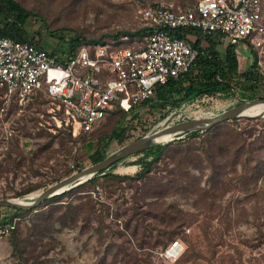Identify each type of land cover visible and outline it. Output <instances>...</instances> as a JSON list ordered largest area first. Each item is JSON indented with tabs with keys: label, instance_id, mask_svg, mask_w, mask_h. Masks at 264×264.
Returning a JSON list of instances; mask_svg holds the SVG:
<instances>
[{
	"label": "rangeland",
	"instance_id": "obj_1",
	"mask_svg": "<svg viewBox=\"0 0 264 264\" xmlns=\"http://www.w3.org/2000/svg\"><path fill=\"white\" fill-rule=\"evenodd\" d=\"M17 1L34 13L25 24L29 37L59 57L69 51L70 39L78 34L81 40L109 43L115 33L141 29L144 23L139 10L145 6L186 7L194 2ZM212 38L224 55L228 42L219 36ZM202 40L206 46V38ZM238 52V70L247 71L251 55L242 47ZM252 93L264 99V77ZM243 100L215 94L177 109L149 103L129 112L114 108L100 127L87 134L74 132L64 123L62 107L42 94L25 108L12 104L1 110L0 104V198L22 199L38 193L94 163L92 154L98 147L106 157L167 124L213 116ZM223 123L222 145L212 143L206 133L178 136L152 166L149 173L168 187L161 197L139 199V209L161 211L167 214L164 219L147 213L132 215L133 197L142 192L141 182L102 175L87 190L66 194L57 203L48 198L41 207L23 213L14 231L0 240V264H264V115H241ZM112 129L119 136L106 139ZM235 137L244 139L243 148L233 147ZM176 148L187 150L192 159L184 152L176 153ZM206 150L216 156L214 165L206 159ZM137 156L131 154L107 171L135 176ZM214 166L227 172L213 177ZM252 172L257 173L255 179L244 185L241 176ZM14 238L20 241V256L13 252ZM175 239L182 244V252L176 258L163 257L160 252ZM161 241L166 242L164 248Z\"/></svg>",
	"mask_w": 264,
	"mask_h": 264
},
{
	"label": "built area",
	"instance_id": "obj_2",
	"mask_svg": "<svg viewBox=\"0 0 264 264\" xmlns=\"http://www.w3.org/2000/svg\"><path fill=\"white\" fill-rule=\"evenodd\" d=\"M139 14L149 28L144 35L121 34L109 43L80 44L60 57L36 42L0 35L1 110L12 104L25 108L42 94L62 107L64 123L74 132H93L114 108L133 110L154 96L157 85L192 67L198 50L189 35H174L178 28L200 30L242 47L251 55L252 70L264 76L263 0H194L186 7L152 4ZM20 220L16 214L0 220V240ZM181 252L182 244L175 239L160 254L176 258Z\"/></svg>",
	"mask_w": 264,
	"mask_h": 264
},
{
	"label": "trees",
	"instance_id": "obj_3",
	"mask_svg": "<svg viewBox=\"0 0 264 264\" xmlns=\"http://www.w3.org/2000/svg\"><path fill=\"white\" fill-rule=\"evenodd\" d=\"M32 16H34V13L25 8L17 0H0V35L12 37L21 41H32L41 45L39 42L29 37V33L25 28L26 22ZM148 29L149 28L147 27H142L137 31H122L120 33L113 34L112 38H117L121 34H128L130 36H142L147 32ZM173 33L174 35L183 38H186V36L189 35V41L191 42L192 46L198 50V55L194 61V64L188 70L180 73L177 77H172L168 79L166 83L157 85L154 96L143 101L141 104L144 105L149 103L152 106H160L162 108L169 106L170 108L177 109L182 105L190 103L200 97L215 94H222L225 97L235 95L236 97H240L241 99L256 98V96L252 92L254 91L255 87L260 84L261 78L263 79L264 76L255 73L252 70V66H250L247 71L239 72L235 44H228L226 46L224 55H222L217 49V43L213 40L212 36L203 35L200 30H194L191 28H178L174 29ZM190 36H194L195 40H191ZM81 37L82 35L78 34L77 36L70 39L69 52L75 51L80 44L100 42L98 41V39L81 40ZM203 37H205L207 41V45L205 47L201 45V40L203 39ZM235 78L238 81H234ZM248 90L252 92H248ZM120 110L122 112H125L122 109ZM224 125L225 123L220 122L206 130L199 129L193 131H184L177 134L176 136L178 137L183 135L196 137L206 133L210 135L212 143H214L215 145H222V141L219 136H221L220 130ZM118 136L119 133L117 132V130L112 129L110 135L106 139H112ZM243 140L244 139L241 137H235L232 141V143H234L233 147L241 146L243 148ZM173 143V139H167L166 141L160 142L156 145H152L145 150L134 153L135 155H138L134 160V163L139 165V170L136 172L135 176L116 175L107 171L112 165L120 161L118 160L108 169L96 173L87 181L82 182L67 191L50 197L48 199V202L57 203L61 200L62 196L66 194L75 193L81 190H87L88 186H94L95 184H97L99 182L100 176L104 175L106 178L114 179L115 181L130 179L133 182H141V185L143 186L141 188L142 192L139 193L138 196L133 197V202L131 205L132 215L136 216L137 214L142 215L147 213L150 214L154 219H164V216H167V214H162L161 211H144L139 209V207H141L139 199L143 202V198H146L147 196L161 197L164 195V191L168 186L166 184H161L159 182L161 178L155 177L152 173L149 172L151 171L152 166L156 164V162L161 158L163 152L169 150L172 147ZM175 152H184L187 156H189V159H192V157L189 155V152L185 149L180 150L179 148H176ZM92 156L95 162L104 158L99 147L93 152ZM215 157L216 156L212 155L209 150H206V159H208V161L213 165L215 163ZM177 163L178 160L176 161V164ZM213 168L217 170L215 173L213 172V177H218L219 175H223L227 172L225 168L221 166H214ZM256 175V172H252L251 176L243 175L241 176V181L244 185H247L250 179H255ZM92 206L93 205H91V207ZM39 207H41V203L38 206L28 210L19 208L13 209L15 210L16 215L24 216L23 213H28ZM126 226H128V223H126ZM165 246L166 242L164 241L162 244V248H164ZM12 247L13 252L17 253V255L20 256L19 253L21 252V246L18 238L13 239Z\"/></svg>",
	"mask_w": 264,
	"mask_h": 264
},
{
	"label": "water",
	"instance_id": "obj_4",
	"mask_svg": "<svg viewBox=\"0 0 264 264\" xmlns=\"http://www.w3.org/2000/svg\"><path fill=\"white\" fill-rule=\"evenodd\" d=\"M256 102H264L262 98H254L249 100H243V102L233 105L221 113L208 116V117H193L184 119L181 121L173 122L167 124L161 128H158L150 133H146L137 139L123 145L121 148L117 149L115 152L110 155L102 158L99 161H96L86 167L79 168L68 174L67 176L55 181L42 190H40L36 195L30 196L26 195L22 199H16L17 197L11 198H0V206L19 208L28 210L38 206L41 202L46 199L60 194L70 188L77 186L78 184L87 181L93 177L96 173L108 169L112 164L121 160L131 154L145 150L152 145H156L160 142L166 141L167 139L176 138L177 134L184 131H193V130H206L212 127L215 124L236 118L241 115H249L244 112V109L250 104ZM256 116L264 115L263 112L257 114H251ZM165 138V140L155 141L157 138ZM27 198L28 200H25Z\"/></svg>",
	"mask_w": 264,
	"mask_h": 264
},
{
	"label": "bare ground",
	"instance_id": "obj_5",
	"mask_svg": "<svg viewBox=\"0 0 264 264\" xmlns=\"http://www.w3.org/2000/svg\"><path fill=\"white\" fill-rule=\"evenodd\" d=\"M244 112L247 114H257L259 112H263L264 113V103L262 102H256L253 104H250L248 107H246L244 109ZM165 138L167 137H163V138H157L155 141H160V140H165ZM37 193H34L30 196L36 195ZM16 199H20V198H16Z\"/></svg>",
	"mask_w": 264,
	"mask_h": 264
},
{
	"label": "crops",
	"instance_id": "obj_6",
	"mask_svg": "<svg viewBox=\"0 0 264 264\" xmlns=\"http://www.w3.org/2000/svg\"><path fill=\"white\" fill-rule=\"evenodd\" d=\"M202 43H203V40H201V45L205 47V45L202 44ZM237 49L238 48H236V54H237V57H239V55H241V54H238V50ZM244 59H246V58H244ZM13 211H15L13 208H6V207H3V206H0V216H3V215L8 216L10 214H13L14 213ZM5 218H7V217H5Z\"/></svg>",
	"mask_w": 264,
	"mask_h": 264
}]
</instances>
